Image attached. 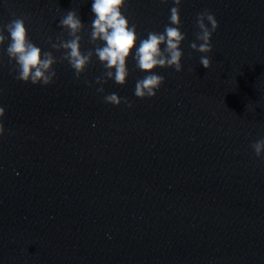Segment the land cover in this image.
<instances>
[{
    "label": "clouds",
    "instance_id": "9594fccd",
    "mask_svg": "<svg viewBox=\"0 0 264 264\" xmlns=\"http://www.w3.org/2000/svg\"><path fill=\"white\" fill-rule=\"evenodd\" d=\"M173 6L170 9L169 23L165 25L163 32H148L146 39H140L136 25L130 23L124 14L127 9V0H93L91 11L95 18L90 23L89 42L93 48L86 52L81 50L80 35L84 24L78 13L74 10L66 12L58 24V27L65 30L70 37L63 38V32L53 42L48 39L51 49L60 52L57 57L52 51H44L34 44L28 35L26 17H17L13 13V19L8 23L0 25V54L8 57L9 74L14 79L32 85L48 86L54 82L57 72L54 66L65 61L74 70V75L79 80L88 66L92 63L93 56L98 58L104 72L96 77V89L98 93H104L103 85L108 80H113L117 85H125L129 76L127 61L131 57L135 60L136 68L145 75L137 80L134 95L139 99L154 98L157 90L164 83L165 78L156 74L157 68H172L181 72V63L184 53L181 44L186 39L185 33L181 31L182 23L180 18V5L182 0H172ZM167 4L168 0H161ZM195 33L196 41L191 42L190 48L202 54L213 51L211 38L218 29L219 24L213 13L204 10L197 14ZM7 32V36L5 35ZM137 41L139 45L137 46ZM7 42L6 50L4 45ZM199 63L205 69L211 68V60L207 55L200 57ZM2 64V61H0ZM85 83L91 86L90 82ZM2 94V90H0ZM104 102L119 106L121 103L132 107L128 98H121L116 93L104 96ZM5 108L0 106V137L5 133L3 118ZM255 155L264 158V138L251 144Z\"/></svg>",
    "mask_w": 264,
    "mask_h": 264
}]
</instances>
